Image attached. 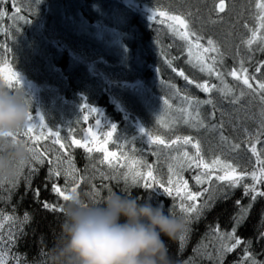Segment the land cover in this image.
Masks as SVG:
<instances>
[{
    "label": "trees",
    "instance_id": "1",
    "mask_svg": "<svg viewBox=\"0 0 264 264\" xmlns=\"http://www.w3.org/2000/svg\"><path fill=\"white\" fill-rule=\"evenodd\" d=\"M218 3L220 0H0V65L18 73L20 85L10 80L12 89L21 88L31 101L32 124L36 127L30 135L35 137L43 133L34 146L42 151L59 149V145L54 144L56 136L50 133L58 134L61 142L69 145L67 151L74 161L76 175L84 177L79 181V195L99 201L109 192H120L121 188L129 186L132 195L149 197L153 203L162 202L166 211L170 209L172 213L183 215L178 209L179 198L164 195L162 189H145L143 180L140 185H131L130 182L126 185L123 179H102L100 172L119 177L127 169L119 166L123 163H119L116 169L99 164L105 156L103 152L87 153L72 143L84 136L90 122L83 119L82 103L103 109L106 123L102 127V136H105L102 140L105 147L121 150L130 160L139 159L152 165L155 178L165 186L170 156L178 154L176 150L193 155L196 149L191 144L165 149L164 145L152 143L150 137H159L169 145L177 138L182 142L183 137H188L193 143H200L205 163L219 158L239 173L258 171L257 155L251 151L252 144H255L259 158L264 160V135H258L264 116L261 115L258 96L245 95L239 103L233 104L230 102L232 96H224L217 90L203 92L195 83L188 84L178 74L180 71L196 83L209 80L211 84L221 86L215 76L208 77L186 63L184 42L168 27L167 16L158 15L160 11L169 15L193 13V28L204 37L201 43L206 44L207 38L212 37L224 53L223 63L217 68L226 73L238 68L243 61L248 73L257 78L249 81L255 87L257 80H264V68L261 72L255 71L264 62V51H261L264 42L259 33L264 37V27L258 24L260 10L256 8V0H224L225 11L222 13L218 10ZM153 12L157 15L150 20ZM101 28L110 32L111 37L97 36ZM253 31H256L257 38L248 45L246 41L252 38ZM3 80L0 77V82ZM224 81L236 96L246 88L242 80L237 81L226 74ZM135 82L139 84V91L141 85L144 86L147 101L141 100L137 91L129 86ZM185 95L213 100V104L199 107L203 127L185 123V120L197 123L196 110L183 102ZM184 108H188L187 113H182ZM41 116L44 118L43 127L40 126ZM112 124L117 130L109 139L106 133L111 131ZM141 127L147 134L140 132ZM221 136L225 140H221ZM18 137L23 141L27 139L22 135ZM233 145H239V148L234 150ZM60 151L64 152L63 149ZM66 167V163H61L59 170L63 172ZM48 170V164L40 166L32 187L41 188V200L63 205L65 201L51 191V184L71 188V178L61 175L45 185ZM140 170L147 178L149 169L141 167ZM195 173V168H185L182 172L193 192L209 186L208 182L203 186L196 185ZM213 183H220L215 181V176ZM243 183L253 182L250 176H245ZM259 187L264 190V184ZM243 191L242 186L237 187L230 199L215 203L199 221L189 225L183 247L178 239L163 237L175 264H244L246 247L257 264H264V240L259 239L264 233V198L258 197L246 221L235 233L243 241H251L250 246L242 243L232 252L223 253L219 251L221 242L213 231L217 228L221 232L233 229L237 211L235 201L240 199L245 206L250 203V197H244ZM25 192L23 181L13 190L10 199L7 185L0 191V212L14 217L11 221H3L0 215V240L3 241L0 249L7 254V264H39L43 258L41 250L46 252L63 218L62 213L43 210L31 193ZM204 199L207 194L198 202ZM25 212L33 215L30 226L24 227L25 235L18 242L7 243L9 235L22 226L20 222Z\"/></svg>",
    "mask_w": 264,
    "mask_h": 264
},
{
    "label": "snow or ice",
    "instance_id": "2",
    "mask_svg": "<svg viewBox=\"0 0 264 264\" xmlns=\"http://www.w3.org/2000/svg\"><path fill=\"white\" fill-rule=\"evenodd\" d=\"M219 12L225 11L224 0H220L218 4ZM256 8L260 10V26L264 27V0H256ZM17 13H19L20 9H16ZM157 13L153 12L149 19L152 20L156 17ZM160 17L167 16L169 21L174 23H169L168 27L172 30L174 35L179 38L180 41H183L186 46L187 52V60L186 63L191 64L194 69H198L201 73H206L208 77L215 76L217 80L220 81L221 86H217L216 84H211L209 80H205L203 83H196L195 80L189 79L188 76L184 74L183 71H180L178 74L184 78L188 82V84H194L195 86L203 92H212L213 90H217L221 92L224 96H232L231 103L237 104L240 102V98L245 95H251L254 98L258 96L259 101L262 106L261 115L264 116V80H257V84L253 87L250 80H256L254 74H249L248 69L244 67L243 61L239 63L238 68H234L231 71H227L226 73L221 72L218 68V64L223 63L224 53L220 51L219 46L214 41L212 37H208L206 40V44L201 43V40L204 37L194 30L193 24L194 21L191 17L194 15L193 13H180L169 15L164 11H160L158 13ZM21 19H25L21 17ZM27 21V19H25ZM257 38L256 31L252 32V38L247 40L246 43L251 45L253 41ZM261 41L264 42V37H260ZM261 51H264V48H261ZM210 53H215L216 55H209ZM176 59H179L177 57ZM262 68H264V62H261V65L256 67V72H261ZM176 71V69H173ZM229 75L232 76L235 80L241 81L246 88H242L239 96H236L233 90L228 87L226 82L224 81V76ZM12 79H14L16 85H20V79L18 73L10 74ZM2 83L5 84L9 89L13 88V84L10 82L8 77H5ZM183 102L186 103L190 108L196 110V121L197 123H191L190 120H185V123H190V126L203 127V121L199 119V107L201 104H213L212 99L199 100L197 98L191 97L189 95H185L183 97ZM167 101L165 104L167 105ZM81 111L84 112L83 119L88 120L89 116L95 117V126L97 129H100L101 122L97 117V109L86 104H81ZM182 113H187L188 108H184L181 110ZM33 117L31 113L29 114L28 121L25 126L19 130L16 135L27 137L24 140L25 144L28 146V150L31 153L30 159L23 163L20 166V171L16 177V179L12 182H0V191L4 190L5 185H7V190L9 192V199L11 194H13V190L18 187V185L23 181L25 183V194L31 193L33 199L40 205V207L50 213H62V205H58L57 203H52L47 200H41V188L36 187L33 189L32 183L33 179L39 175L40 166L44 164L49 165L48 173L45 177V185L51 181L55 177H60L64 175L66 178H71L69 181L72 186L71 188L61 187L56 183L51 184V191L56 193L58 197H61L64 201L68 200L71 197L72 193H77V189L79 187V181L83 180L84 177H78L77 169L74 166V161L71 158V155L68 153L69 145L61 142L58 134L50 133V135H55L56 139L54 140V144L59 145V149H44L43 151L38 147L34 146V144H38L39 140L42 138L43 133L38 136L33 137L30 135L33 133L36 125L30 123ZM43 116L40 117V126L43 127ZM215 127V126H213ZM111 131L106 133L109 139L112 138L113 133L116 132L117 127L115 124L110 125ZM91 136L92 141L95 143V148L88 147L87 143H82L81 140H73L72 143L75 144L78 148H84L87 153L103 152L105 156L103 159L99 160V164H107L110 169H116L119 164V160L116 162L109 157L116 158L117 153L108 152L107 148L100 144L97 139V134L93 132L91 129L88 130ZM140 132L145 133V128L141 127ZM258 135H264V119L261 120V128L258 132ZM221 140H225L223 136H221ZM34 142V143H30ZM150 141L157 145H164L165 149H169L172 146H175L181 143L180 138L173 140L171 145L167 144L163 139L159 137L152 138L150 137ZM107 143V141H105ZM183 145L191 144L194 149H196L195 154L190 155L188 151L176 150L178 154L170 156V163L168 166L169 177L167 180V186H165L164 182L155 178L152 169V165L146 164L145 161L139 159H131L129 162V158L125 157V162L120 164L121 168L127 169L123 172L122 176H107L104 172H100V176L102 179L107 180H118L123 179L125 184L127 185L129 182L131 185H140V181L143 180L142 187L145 189L156 190L162 189L163 194L169 197H173L174 199L179 198L178 209L180 213L183 214L186 222L187 228L183 234H181L177 239L180 242V246L183 247L187 235L190 231L189 225H191L194 221H199V219L208 211L214 207L215 203L221 200L230 199L231 195L234 193L237 187L242 186L243 196L250 197V203L248 205H243L242 200L238 199L235 201V208L237 209L234 214V227L231 231L221 232L219 229H213L216 233V239L219 240L220 246L219 251L223 253H230L242 243H246L250 246L251 241H243L241 238L236 237V230L246 221L247 216L250 214L252 207L255 202L259 198H264V190H261L259 185L264 184V160L259 158V154H257V149L255 144H252L251 151L254 155H257V164L260 165L258 171L254 170L251 173L242 172L239 173L235 167L231 164L225 163L221 161L219 158L213 159L210 163H205L204 159L201 156V146L199 142L193 143V141L188 137H183L182 139ZM233 149H238L239 145H233ZM60 149H63L64 152H61ZM52 155H49V153ZM157 154V153H154ZM47 157V159H45ZM67 157V159H65ZM61 163H66L67 167L61 172L59 170V166ZM195 167L199 170L198 174L193 177L196 185L203 186L206 182H208V187H201L199 191L193 192L189 189L188 182L183 179L182 172L185 168L191 169ZM95 168V165H92ZM141 167H147L149 171L147 172V178H145V174L140 170ZM217 169L218 171H213ZM87 170V169H86ZM223 174H219V173ZM213 176H215V181L220 183H213ZM245 176H250L251 181L253 183L247 184L243 183ZM175 177V179H173ZM151 179V182H149ZM158 186V188L156 187ZM175 193V195H174ZM207 194V199H204L203 202H198L199 198L204 197ZM173 214H175L173 212ZM0 215L3 216V221H11L14 219L12 215H3L0 212ZM262 219H264V212H262ZM33 220V215L29 212H25L23 214V218L21 223V227L18 231L11 233L8 237L7 243L12 244L13 242H18L19 239L23 238L25 235L24 227L30 226ZM2 227V224H0ZM260 240H264V233L259 235ZM0 242H3L0 240ZM6 253L0 249V264H7ZM45 252L43 249L41 250V257H44ZM42 259H40L39 264H42ZM251 261V264H257V262L253 259L249 248H245L244 251V264H248Z\"/></svg>",
    "mask_w": 264,
    "mask_h": 264
},
{
    "label": "clouds",
    "instance_id": "3",
    "mask_svg": "<svg viewBox=\"0 0 264 264\" xmlns=\"http://www.w3.org/2000/svg\"><path fill=\"white\" fill-rule=\"evenodd\" d=\"M30 107L21 88L0 82V182L14 181L31 157L16 135ZM62 217L42 264H175L163 237L175 240L188 226L183 215L132 195L129 186L99 201L72 193L62 205Z\"/></svg>",
    "mask_w": 264,
    "mask_h": 264
},
{
    "label": "rangeland",
    "instance_id": "4",
    "mask_svg": "<svg viewBox=\"0 0 264 264\" xmlns=\"http://www.w3.org/2000/svg\"><path fill=\"white\" fill-rule=\"evenodd\" d=\"M219 4V3H218ZM169 23H172L171 21H168V25H169ZM258 24L260 25V20H258ZM259 33H260V35H261V37H263V34L259 31ZM97 34V36H102V35H107L108 37H111V34H110V32H107L106 30H105V28H101V29H98V32L96 33ZM111 40V39H110ZM11 73H13L11 70H9L8 68H6L5 66H3L2 64L0 65V77L1 78H5V77H8L9 78V80H14V79H12V77H11ZM131 88H133L134 90H136L137 91V93H138V96H139V98L141 99V100H143V101H147V98L145 97V94H144V86L143 85H141V90L139 91V89H138V87H139V84H138V82L136 83H131L130 85H129ZM89 105V104H88ZM91 106V105H90ZM94 108H96L98 111H97V117H98V119L100 120V122H101V126L103 127L104 126V124L106 123V117H105V114H104V111H103V109H101V108H98V107H94ZM82 115L84 116V112H82ZM32 117H33V119H32V121H30V123H32V122H34V116L32 115ZM88 120H90V122H89V125H88V127H86V129H85V131H84V136L81 138V139H75V140H81L82 141V143H87L88 144V147H90V148H95L96 147V145H95V143L92 141V139H91V136H90V134H89V129H91L93 132H95L96 134H97V139H98V141L100 142V144L101 145H103L104 147H105V144H104V142H103V140L102 139H104L105 138V136L103 135L102 136V127L100 128V129H97L96 128V126H95V117L94 116H89V118H88ZM177 145H180V146H183V144H182V142L181 143H179V144H177ZM107 148V147H106ZM107 151L108 152H115V153H117V157L116 158H112V157H109V159H112L113 161H116L117 159L119 160V163H124L125 162V157L127 156V155H124V154H122L121 153V150L120 151H113V150H108L107 149ZM105 154V153H104ZM131 160L129 159V162H130ZM192 168H195L194 166L192 167ZM195 170L197 171V173H195V175H197L198 174V172H199V170H197L196 168H195ZM219 248V247H218Z\"/></svg>",
    "mask_w": 264,
    "mask_h": 264
}]
</instances>
